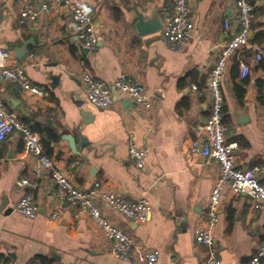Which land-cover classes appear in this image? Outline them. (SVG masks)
<instances>
[{"label": "crops", "instance_id": "crops-1", "mask_svg": "<svg viewBox=\"0 0 264 264\" xmlns=\"http://www.w3.org/2000/svg\"><path fill=\"white\" fill-rule=\"evenodd\" d=\"M26 1L0 0V47L49 95L23 93L0 79V95L8 107L39 134H56L49 139V156L81 188L101 181L129 201L148 199L152 212L144 223L103 202L100 207L137 243L159 250L157 264H205L206 248L196 242L195 231L205 228L204 212L220 169L215 160L191 154L189 147L210 114L206 78L231 35L225 21L232 20L236 28V0H188L195 29L181 49L164 42L161 30L140 35L136 27L134 8L145 18L158 13L163 20L171 0H82L92 9L96 51L72 30L64 3L30 0L37 19L21 23ZM250 1L251 46L241 54L250 73L243 78L237 55L231 58L221 83L223 122L228 141L237 143V165L261 166L264 182V60L254 57L264 47V0ZM44 5H52L51 10ZM28 41L29 52L19 60L15 49ZM85 69L110 85L126 74L146 88L152 109L120 93L110 108L96 107L81 81ZM67 135L74 137L77 152ZM131 142L149 149L143 169L130 158ZM37 167L18 133L0 143V260L31 264L44 256L51 264H130L111 252L103 232L85 213L75 218V210L66 208L59 219L49 220L57 206L54 182L49 173L37 175ZM23 175L30 186L18 185ZM27 193L38 206L34 217L15 211ZM217 215L213 233L219 263L246 264L264 236V210L254 209L247 195L226 191Z\"/></svg>", "mask_w": 264, "mask_h": 264}, {"label": "built area", "instance_id": "built-area-1", "mask_svg": "<svg viewBox=\"0 0 264 264\" xmlns=\"http://www.w3.org/2000/svg\"><path fill=\"white\" fill-rule=\"evenodd\" d=\"M171 1V8H166L164 11V27L160 31V36L172 49H181L191 40L195 23L188 0ZM53 3L65 4L69 11L68 22L72 30L90 51H96L99 38L94 26L92 9L82 0H53ZM235 4L237 8L236 28L233 27L232 20L225 21V28L231 31V35L222 45L217 61L206 78L210 114L205 122L196 128L189 147L191 154H201L206 159L215 160L220 169L204 212L205 228L195 231L196 242L206 248L205 264H220L213 232L218 221L217 210L226 191L233 195H247L252 200L254 209L264 210V182L260 178L262 167L237 165L235 154L237 143L228 141L226 126L223 122L224 96L221 83L231 58L237 55L240 74L243 78L248 77L250 73V66L241 54L251 46L254 5L250 0H236ZM51 8L52 5H44L46 11H50ZM37 16L35 4L27 0L21 13V23L34 22ZM254 57L257 61L264 60V47H258ZM0 79L13 84L18 91L23 93L41 97L49 95L45 87L34 84L30 80L23 66L17 62L12 53L2 47H0ZM81 81L87 99L98 108L107 109L113 105L116 100L113 88L137 106H142L146 110L153 107L151 96L146 88L126 74H121L115 83L110 85L97 79L85 69L81 74ZM13 133L19 134L25 150L36 158L38 167L35 173L37 175L44 172L49 173L54 182L57 206L49 212V220L59 219L66 208L75 210V218L85 213L103 232L110 243L111 252L116 257L130 264L158 263L159 250L137 243L127 231L111 221L100 207V202H103L126 218L144 223L152 212V205L148 199L142 197L129 201L114 190L106 188L101 181H95L85 189L78 186L45 153L41 135L26 125L20 116L8 107L0 95V143ZM148 150L134 142L130 143L129 155L136 167L140 169L145 167ZM18 185L30 186V178L23 175L18 180ZM15 211L28 217H34L38 206L33 195L25 194L16 204ZM262 259H264V236L246 264H260ZM0 264L14 263L10 260H0Z\"/></svg>", "mask_w": 264, "mask_h": 264}, {"label": "water", "instance_id": "water-1", "mask_svg": "<svg viewBox=\"0 0 264 264\" xmlns=\"http://www.w3.org/2000/svg\"><path fill=\"white\" fill-rule=\"evenodd\" d=\"M134 10L137 14L136 27L140 35L152 34V33L160 31L164 27V22L158 13L154 14L152 17L145 18V16L143 15L141 11L137 10L136 8H134ZM28 44H29V41L25 43L22 48L15 49L16 56L19 60H21L23 57H25L28 54L29 52L27 48ZM119 93H120L119 91L113 88L114 97H116V95H118ZM65 138H67L68 141L70 142V145L73 151L77 152V149L74 145V137L67 135V137Z\"/></svg>", "mask_w": 264, "mask_h": 264}, {"label": "trees", "instance_id": "trees-1", "mask_svg": "<svg viewBox=\"0 0 264 264\" xmlns=\"http://www.w3.org/2000/svg\"><path fill=\"white\" fill-rule=\"evenodd\" d=\"M35 131H37L36 129H34ZM39 132V131H37ZM41 133V137H42V141H43V145H44V151L45 153L49 156V153H50V148L48 146V143H49V139L50 140H54L56 139V134L54 132H48V133H45L43 131H40ZM31 264H51V260L47 257H44V256H39V257H36L32 260Z\"/></svg>", "mask_w": 264, "mask_h": 264}]
</instances>
